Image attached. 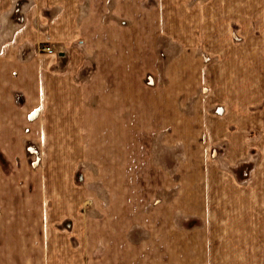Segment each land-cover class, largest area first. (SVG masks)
I'll list each match as a JSON object with an SVG mask.
<instances>
[{
    "label": "rangeland",
    "instance_id": "374dc122",
    "mask_svg": "<svg viewBox=\"0 0 264 264\" xmlns=\"http://www.w3.org/2000/svg\"><path fill=\"white\" fill-rule=\"evenodd\" d=\"M178 47L74 68L40 43L35 61H0V196L19 199L20 264L38 235L83 243L85 264L244 259L213 248L236 222L205 218L240 209L227 195L215 209V182L264 181V60L247 43Z\"/></svg>",
    "mask_w": 264,
    "mask_h": 264
},
{
    "label": "crops",
    "instance_id": "0c3cea01",
    "mask_svg": "<svg viewBox=\"0 0 264 264\" xmlns=\"http://www.w3.org/2000/svg\"><path fill=\"white\" fill-rule=\"evenodd\" d=\"M40 43L51 44L74 68L78 65L73 62L82 60H170L183 54H166L167 45L175 51L180 45L206 46L210 51L211 45L247 43L255 50L250 58L264 60L260 48L264 47V0H0V61H35ZM14 78L18 86L24 76ZM73 89L77 94V85ZM224 184L229 185L223 181L212 185L218 190L211 194L217 200L215 209L231 204L232 199H224L227 196L235 198L240 209L233 214L212 211L206 216L236 222L232 227L220 224L215 237L222 239L215 240L214 252L224 257L244 254L242 260H231L233 264H264L260 257L264 212L259 208L264 205V181L242 182L234 193ZM18 200L0 196V264H20L24 253L19 224L13 219L19 211ZM28 233L31 238L37 236L35 228ZM37 237L43 243L28 244V264H85L83 243Z\"/></svg>",
    "mask_w": 264,
    "mask_h": 264
}]
</instances>
